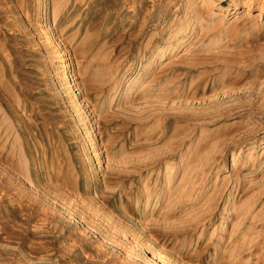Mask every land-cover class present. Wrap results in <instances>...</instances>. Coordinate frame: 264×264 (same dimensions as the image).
Segmentation results:
<instances>
[{"label":"rangeland","instance_id":"obj_1","mask_svg":"<svg viewBox=\"0 0 264 264\" xmlns=\"http://www.w3.org/2000/svg\"><path fill=\"white\" fill-rule=\"evenodd\" d=\"M263 169L264 0H0V264H264Z\"/></svg>","mask_w":264,"mask_h":264},{"label":"bare ground","instance_id":"obj_2","mask_svg":"<svg viewBox=\"0 0 264 264\" xmlns=\"http://www.w3.org/2000/svg\"><path fill=\"white\" fill-rule=\"evenodd\" d=\"M247 8V7H246ZM194 26V25H193ZM198 33V32H197ZM168 48H170V47H168ZM167 49V48H166ZM168 50V49H167ZM164 52H166L165 50H162L159 54H164ZM181 160V159H180ZM185 161V160H184ZM172 166H170V164H167V166L165 167V171H166V173L169 175L170 173H172L173 171H172ZM264 170V169H263ZM169 177V176H168Z\"/></svg>","mask_w":264,"mask_h":264}]
</instances>
